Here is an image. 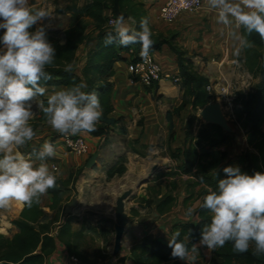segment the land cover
<instances>
[{"label": "trees", "instance_id": "16d2710c", "mask_svg": "<svg viewBox=\"0 0 264 264\" xmlns=\"http://www.w3.org/2000/svg\"><path fill=\"white\" fill-rule=\"evenodd\" d=\"M114 4L115 0H91L84 11V17L89 22L80 15L74 16L69 29L65 32L64 44L47 35L49 42L56 49V60L53 66L47 68L52 79L41 83L46 87L67 88L85 82L87 88L84 90L95 91L103 109L101 121L96 126L97 130L87 134L103 141L113 134V131H116L121 136L123 143L128 144L130 142L128 140L129 132L125 126V118L111 116L115 111L112 103L113 84L111 80L115 75V65L118 62L128 61L126 55L131 49L140 52L141 45L139 43L127 47L120 46L118 43L105 45V34L108 31H114V27L108 26L109 16L106 15V12L110 11L115 18L118 17ZM119 11L135 22L136 30H139L141 18H148L144 4L138 0H120ZM150 28L153 32L154 43L149 52L155 53L162 50L164 46H168L176 55L177 76L180 79L177 85L181 86L183 95L182 104L167 114V120L173 130L174 114H179L187 106H190L192 111L203 109L214 102L216 97H212L207 91L210 79L196 69L194 58L189 55L187 50L177 46V36L175 34L165 36L151 26ZM91 31H94L95 36L91 34ZM241 34H243L242 29ZM248 39L254 42L255 46L244 49L240 60L250 74L261 75V83L243 101L245 120L242 128L245 131L250 150L240 156L239 168L242 173L253 175L255 172L264 173V40H261L256 33H253ZM83 45L87 47V51L84 66L81 73L78 74L75 71V64L78 60L77 53ZM69 63L73 65L71 73L64 71L65 65ZM156 87H158V83L152 88ZM43 102L46 106L47 99H43ZM195 120H197V116L191 114L185 123L184 149H179L176 153L171 154L172 159L181 157L182 164L177 166L175 172L172 170L157 178V181L169 177L174 179L168 192L159 199L156 210L160 216L172 211L177 204V176L189 177L186 184V191L189 195L185 199L186 203L195 196L197 187L202 189L200 197L203 202L209 189L218 191L219 179L225 178L223 169L233 166L230 162H226V154L221 151L224 146L230 143L231 136L222 127L211 123L204 124L196 132L194 129ZM39 121L47 122L42 111H40ZM100 146L101 144L96 148L95 153L100 150ZM34 150L38 151L33 148L29 154L31 155ZM72 177L71 175L67 180L57 178L58 187L48 190V194L53 200L50 206L52 215L42 209L40 199V202L31 208L24 206L19 218L12 222L17 233L12 237L0 234V264H45L46 258L52 255L59 245L64 246L70 255L79 258L83 264H88L84 253V247L88 240V228L82 223L79 229L75 230L72 213L65 215L67 204L64 197L73 182ZM200 177H203V182ZM157 193L160 194V192ZM201 205L196 209L197 222L177 223L173 225L170 233L172 236L177 229H180L181 235L178 239L189 250L193 245L197 248L201 239V230L211 220V213ZM56 227H59V230L56 235H52ZM171 251L168 242L148 235L141 241L135 242L130 249V256L118 258L116 264H126L128 260L132 264H184L180 259L173 258ZM215 256L217 261L213 264H264V256H254L251 249L246 253H236L233 251L231 243L226 244L223 248H217ZM102 259L106 261L108 258L102 257Z\"/></svg>", "mask_w": 264, "mask_h": 264}, {"label": "clouds", "instance_id": "9594fccd", "mask_svg": "<svg viewBox=\"0 0 264 264\" xmlns=\"http://www.w3.org/2000/svg\"><path fill=\"white\" fill-rule=\"evenodd\" d=\"M207 6L237 42V57L255 46L248 39L253 33L264 40V0H207ZM53 18L46 8L33 9L30 0H0V208L13 201L31 208L49 189L58 187L55 170L46 162L56 156L52 143L46 141L29 157L20 151L36 135L30 123L34 102L48 125L65 136L95 132L103 116L98 94L85 91V82L47 95L46 106L37 102L36 98L48 91L41 82L52 79L47 68L56 60V49L47 38L49 25L43 23ZM112 23L114 31L105 34V45L139 43L140 56L147 61L154 43L149 19L141 18L139 30L128 25L123 15ZM34 26L35 31H30ZM241 29L243 34L238 31ZM64 71L71 73L73 65L66 64ZM223 172L225 178L219 179L218 191L209 189L203 198L201 207L211 213V220L201 230L199 245L215 251L231 243L236 253L251 249L254 256H264V173L248 175L239 166H227ZM200 180L203 182V177ZM192 211L189 208L188 214ZM180 235L177 229L168 237L172 257L196 264V246L189 250L178 239Z\"/></svg>", "mask_w": 264, "mask_h": 264}, {"label": "rangeland", "instance_id": "374dc122", "mask_svg": "<svg viewBox=\"0 0 264 264\" xmlns=\"http://www.w3.org/2000/svg\"><path fill=\"white\" fill-rule=\"evenodd\" d=\"M49 2L52 5L53 11L51 12L54 14V18L51 20H45L43 23L49 25L47 35L52 36L53 39L58 40L61 44L65 43V32L69 29L74 16L80 15L85 21L89 22V20L84 17V11L90 4L91 0H49ZM35 27L37 26H34L30 31H35ZM200 27V29H194L196 35L194 39H192L193 41H200L203 33L208 32L211 25L207 20H203ZM91 34L95 36L94 31H91ZM2 35L3 30H0V36ZM186 40H189V38L185 39V41ZM187 51L194 60L196 58L200 60L201 64L198 66L195 62L196 69L200 71L202 67L201 65L207 64V58L203 57L202 54L198 53L196 50ZM242 56L243 51L239 58H242ZM124 62L127 63L128 61ZM239 64L241 65V68L238 67V65H235L230 70L231 75L234 77V86L230 97L232 100L227 101L225 98H216L214 102H212L218 103L224 113L227 125L224 127V130L231 136V141L228 145L224 146L221 151L226 154V162H230L233 166H239V160L241 158L239 156V147L237 146L238 149H234L235 141L232 135L235 133H233V130L243 127L245 120L243 114V101L245 97L250 92L255 91L257 86L261 83V75L258 74L253 76L249 73L246 67L243 68L244 66L241 60ZM247 72L250 74L251 78L250 85L248 88L245 87L242 90L241 87L244 80L242 76L244 75L247 77ZM235 78L237 79L236 82ZM43 99L44 97L36 98L37 102L43 101ZM32 110L34 116L30 123L34 128L36 135L26 147L20 149L22 154L26 157L30 156L29 152L33 148L39 151L46 141L51 143L62 137V134L54 131L47 122L39 121L41 110L37 108L35 102L33 103ZM201 111L202 109L192 111L190 108V113L188 114V119L191 114L197 116V120L194 122V129L196 132L201 126L207 123L202 118ZM173 116H179V114H174ZM113 132V134L109 135L102 141L100 150L98 151L100 152L98 158L100 164L97 163L93 169H86L85 162L80 160L81 157L72 154L74 165L73 169L69 170V172L73 171V182L64 198L66 204L72 203L74 199L77 200V203L72 210V214H74L72 215L74 224L77 226L83 223L88 228V240L84 247V253L88 259V264L117 263V259L111 254L115 238V210L117 199L125 191H134V195L127 203L126 207L128 213V232L137 217H145V219L153 218V222H160L161 218L154 217L152 214L157 208V202H159V199L163 196L162 192L164 191L165 194L168 192L174 179L169 177L157 181V178L166 172L172 170L175 172L177 168L173 165L170 156L166 155L167 153L163 154V152H161L162 149H165L166 142L160 143L157 146L158 149L140 146L138 148L142 151L140 153L135 149L132 141L129 140L130 142L128 144H124L119 133L116 131ZM116 143H120V146H117ZM32 159H35V157H32ZM46 162L49 165L50 170H52V165L56 164L52 160H47ZM155 166L158 167L159 170L154 173L153 179L137 189L138 183L147 178L153 172ZM56 174L62 175L63 171L60 169ZM188 178V176H186V178L183 176H177L176 182L178 185H186ZM145 190L148 193L153 194V199L150 194L148 197L146 195L142 197L141 193ZM201 190L200 187L195 189V196L187 202V204L190 203L189 208L196 203H199V206L201 205ZM157 192H160V194ZM19 204L21 205V203ZM195 211L193 209L192 213ZM194 215H196V212ZM0 216H2L0 217V234L6 237H12L15 234L13 231L16 229L12 222L16 219H14L5 208H0ZM163 226L167 231L164 230L165 232L162 234L158 233V236L162 241L167 242V236L172 232L173 226L167 221H163ZM152 236L154 237V235ZM127 250L128 244L125 240L122 254L127 252ZM195 254L197 256L196 264H213L217 261L215 251H209L202 246L197 247V252ZM102 257L108 259L104 261ZM182 262L185 264L184 261Z\"/></svg>", "mask_w": 264, "mask_h": 264}, {"label": "crops", "instance_id": "0c3cea01", "mask_svg": "<svg viewBox=\"0 0 264 264\" xmlns=\"http://www.w3.org/2000/svg\"><path fill=\"white\" fill-rule=\"evenodd\" d=\"M138 2L144 4V8L148 14L149 24L153 29L165 36L175 34L177 36L176 44L180 49L190 51L196 50L198 53H201L203 57L207 58V64L201 65L202 67L199 72L207 76L210 79V83H213L217 89L225 88L232 91L234 77L231 75L230 70L235 65L241 68L239 64L240 55L237 57L234 54L237 42L227 35L228 29L217 23L216 13L209 10L207 0H204V7L202 9L193 13H182L178 21L173 25H168L159 18L160 8L165 0H138ZM30 4L33 9L46 8L49 11H53L49 0H30ZM106 15L110 16L111 12L107 11ZM125 18L126 23L134 27L135 22L129 17ZM203 20H207L211 25L210 30L203 33L200 41H193L192 39H194L196 35L194 29H200ZM238 31L241 32V30ZM187 38H189V40L185 41ZM86 51L87 47L83 45L77 53L78 60L75 64V71L78 74L81 73L84 66ZM154 57L161 65L164 73L172 75L178 74L176 55L168 46H164L162 50L155 52ZM195 62L197 66L201 64L200 60L197 58ZM243 66V68H245L244 64ZM247 75V77L244 75L242 76L244 79L241 87L242 90L245 87L248 88L250 85V74L247 72ZM111 81L113 84L112 103L115 107V111L111 116L113 118H125V126L129 132L128 140L134 142L133 144L136 150L141 153L142 151L138 149L140 146L158 149L157 146L160 143L166 142V147L162 149L161 152H163V154L167 153L166 155H169L171 158L172 153H176L179 149H184L185 123L190 113V106L182 110L179 116H173V130L171 129L170 122L167 120L168 112L174 111L182 104L183 93L179 85L169 80H163L158 83V87L156 88H146L140 83L132 82L127 71L126 62H118L115 65V75ZM236 81L237 79L235 78V82ZM62 88L65 87H47L48 91L44 99H47V95H51L54 91H58ZM233 133H235L232 135L235 141L234 149H238V146L240 149L239 156H242L243 153L250 150L246 134L242 128L233 130ZM79 135L84 137L89 145V153L80 158V160L86 164L91 154H94L96 148L102 144V140L94 138L87 133ZM51 143L55 147L56 156L48 160L54 161L58 165L59 170L61 169V171H63L62 175H58L56 174L57 172H55L57 178L67 180L73 173V171L69 172V170L73 169L74 165L72 153L67 151L61 138ZM116 145L120 146V143H116ZM171 160L176 167L182 164L181 157L180 159L171 158ZM97 163L100 164L99 159ZM183 177L186 178V176ZM71 185L69 188H71ZM149 194L153 199L152 193H148L146 190L141 193L142 197L144 195L148 197ZM162 195H165L164 191ZM176 195L177 204L172 211L166 215L160 216L155 209L152 214L154 217H160V222H153V218H135V222L131 225L125 238L128 244V250L124 252L121 257L130 256L132 245L137 241H141L145 236L154 235L155 238H159L158 233L162 234L167 231L163 226V221H167L172 226L181 222L198 221L197 214H194L196 212L195 209L199 207V203L191 207L195 212L191 215L187 213V208H189L190 203L187 204L185 201L189 196L186 191V185H178ZM52 203V197L48 193L41 197V207L50 215L53 214L50 210ZM158 203L159 202H157V204ZM23 208L24 205H20L19 202L13 201L9 208L5 209L14 219H17ZM73 225L75 230L80 227V225ZM13 232L17 233V229ZM170 236L171 234L167 237L170 238ZM159 239L162 240L161 238ZM198 246H200L199 243L197 244V247ZM69 255L66 248L59 245L56 251L46 258L45 264H72L69 260ZM126 264H132V262L128 260Z\"/></svg>", "mask_w": 264, "mask_h": 264}, {"label": "built area", "instance_id": "2783aa9c", "mask_svg": "<svg viewBox=\"0 0 264 264\" xmlns=\"http://www.w3.org/2000/svg\"><path fill=\"white\" fill-rule=\"evenodd\" d=\"M204 7V0H165L164 4L160 8L159 18L168 25L175 24L182 13H193ZM116 18L113 14L109 16L108 26H113V21ZM141 52V51H140ZM140 52L131 49L127 53V71L131 77L132 82H137L146 88H152L155 84L160 83L163 80H169L174 84L179 82L177 75L164 73L161 65L156 61L154 53L149 52L148 60L145 61L141 58ZM137 59V60H136ZM207 91L212 97L225 98L227 101L230 99L232 92L229 89L220 88L210 83L207 87ZM63 144L69 153H72L78 157H84L89 153V145L86 139L80 135L61 137ZM52 170L59 171V167L56 164L52 165ZM74 215V214H72ZM59 227H56L52 232V235H56ZM69 260L72 264H83L79 258L74 255H69Z\"/></svg>", "mask_w": 264, "mask_h": 264}, {"label": "water", "instance_id": "95a60500", "mask_svg": "<svg viewBox=\"0 0 264 264\" xmlns=\"http://www.w3.org/2000/svg\"><path fill=\"white\" fill-rule=\"evenodd\" d=\"M119 1L115 0L114 9L117 14V16L123 15L126 17V14H121L119 11ZM202 118L207 122L211 124H215L217 126H220L224 129L226 127V122L224 115L222 114V108L218 103H212L207 105L205 108L201 111ZM100 156V152L94 153L91 158L86 163V169H93L98 161V158ZM159 168L154 167L153 172L145 179L141 180L138 185L137 189H139L143 184L149 183L153 177L154 173L158 172ZM134 195L133 190H127L125 191L116 201V210H115V218H116V225H115V238H114V245L112 249V256L114 258H120L122 256L123 247L125 238L128 234L127 226H128V213L126 210L127 203L132 199V196ZM77 203V200L74 199L72 203L67 204L65 207V215H69L72 213L73 208L75 207Z\"/></svg>", "mask_w": 264, "mask_h": 264}, {"label": "bare ground", "instance_id": "6f19581e", "mask_svg": "<svg viewBox=\"0 0 264 264\" xmlns=\"http://www.w3.org/2000/svg\"><path fill=\"white\" fill-rule=\"evenodd\" d=\"M222 114L224 115L223 110H222Z\"/></svg>", "mask_w": 264, "mask_h": 264}]
</instances>
